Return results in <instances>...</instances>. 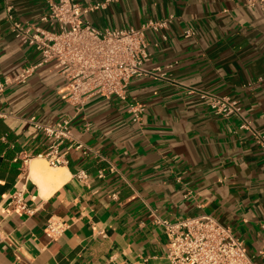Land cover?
Segmentation results:
<instances>
[{"label": "crops", "instance_id": "crops-1", "mask_svg": "<svg viewBox=\"0 0 264 264\" xmlns=\"http://www.w3.org/2000/svg\"><path fill=\"white\" fill-rule=\"evenodd\" d=\"M10 3L16 20L49 28L40 21L46 0ZM171 14L169 28L147 33L145 68L154 75L132 78L127 99L92 97L73 119V142L64 145L68 164L58 166L71 176L48 197L32 179L30 163L44 157L38 154L51 139L27 119L73 117L74 107L62 98L67 81L50 61L25 83L0 91V264H169L155 217L199 215L230 227L264 264L257 255L264 245V148L251 132L238 130L237 116L215 115L200 96L238 99L244 116L264 133V3L118 0L83 19L105 30L140 27ZM187 27L195 36H184ZM41 61L35 47L9 30L0 0L1 78ZM128 101L145 106L142 126L132 121ZM77 141L93 151L84 155ZM80 170L87 179L78 178ZM15 192H22L27 211L10 204ZM51 217L66 228L56 239L45 232Z\"/></svg>", "mask_w": 264, "mask_h": 264}, {"label": "built area", "instance_id": "built-area-1", "mask_svg": "<svg viewBox=\"0 0 264 264\" xmlns=\"http://www.w3.org/2000/svg\"><path fill=\"white\" fill-rule=\"evenodd\" d=\"M3 1L9 30L22 43L35 47L41 53L42 61L37 65L23 67L15 76H0V91L15 82L25 83L38 65L54 62V69L67 81L62 98L74 107L75 113L73 117L55 123H42L35 117H30L27 121L51 139L45 152L38 155H43L49 165H66L68 152L64 145L66 142H73V119L84 111L86 103L92 97L116 96L127 99L132 78L154 75L153 70L145 68V63L150 60L147 33L149 30L169 28L174 15L156 21L149 20L140 27L101 30L84 20L83 15L118 0L85 5L77 0H46L48 11L40 18L41 22L49 25V28H45L38 23L16 20L10 0ZM258 3H264V0H247L249 6ZM184 36H195V32L187 27ZM162 37L167 39L165 34ZM200 96L206 99L215 115L237 116L240 120L238 130L251 132L257 144L264 148V133L258 132L251 120L244 116L238 99L204 92ZM128 112L132 121L142 126L145 106L128 101ZM90 127L91 123L86 121L85 130H90ZM76 149L81 150L84 155L93 151L81 141L76 142ZM77 176L80 179L88 178L84 170H80ZM99 176L103 177L104 172L100 171ZM12 203L17 211L28 210L22 192L12 195L10 204ZM155 221L164 229L169 264H257L255 256L249 254L244 239L236 236L230 227L223 225L212 215L185 217L175 221L156 216ZM260 227L264 232V220ZM65 229L61 220L51 217L45 232L56 239ZM257 255L264 260V245Z\"/></svg>", "mask_w": 264, "mask_h": 264}, {"label": "bare ground", "instance_id": "bare-ground-1", "mask_svg": "<svg viewBox=\"0 0 264 264\" xmlns=\"http://www.w3.org/2000/svg\"><path fill=\"white\" fill-rule=\"evenodd\" d=\"M45 159V157H37L32 160L30 171L31 177L39 186L41 194L48 197L69 180L71 173L67 167L47 166Z\"/></svg>", "mask_w": 264, "mask_h": 264}, {"label": "rangeland", "instance_id": "rangeland-1", "mask_svg": "<svg viewBox=\"0 0 264 264\" xmlns=\"http://www.w3.org/2000/svg\"><path fill=\"white\" fill-rule=\"evenodd\" d=\"M47 160L45 159V162H46ZM46 164H47V166H50L47 162H46Z\"/></svg>", "mask_w": 264, "mask_h": 264}, {"label": "water", "instance_id": "water-1", "mask_svg": "<svg viewBox=\"0 0 264 264\" xmlns=\"http://www.w3.org/2000/svg\"><path fill=\"white\" fill-rule=\"evenodd\" d=\"M0 161H1V159H0Z\"/></svg>", "mask_w": 264, "mask_h": 264}]
</instances>
